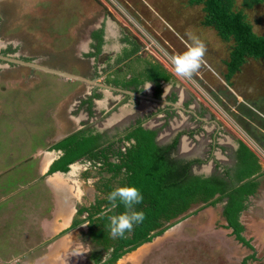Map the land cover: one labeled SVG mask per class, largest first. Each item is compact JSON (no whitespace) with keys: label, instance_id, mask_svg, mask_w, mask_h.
I'll return each instance as SVG.
<instances>
[{"label":"rangeland","instance_id":"rangeland-1","mask_svg":"<svg viewBox=\"0 0 264 264\" xmlns=\"http://www.w3.org/2000/svg\"><path fill=\"white\" fill-rule=\"evenodd\" d=\"M189 1L32 0L31 3L27 1L24 7L25 27L23 30L15 23L12 26L13 29H9L13 23L14 13L16 15L17 12L22 16L20 11L23 7L17 9L14 0H7L6 5L0 1V57H3L0 58V192L3 194L4 192L17 193L10 198L9 202L0 204V226L5 225L1 229L2 231H20L17 230L19 225L16 224L19 213L17 210L12 212L10 204L15 205V208H18L19 205L16 202L11 203L12 201L22 198V201L27 203L29 200L37 202L42 198L40 194L36 193L37 190L32 189L28 193L27 190L33 187L17 192V187H20L18 184L21 185L23 181H15L16 177H21L20 175L24 172L32 169L27 164H21L20 167L14 168L17 165L18 155L16 152H18V148L19 152L31 149L29 146L19 147V144L28 136L34 137L35 125L38 124L40 127V124L44 123L43 116L46 115V111H51L53 114L61 101L60 108L63 109L67 105L64 100L65 93L68 92L67 84L59 82L57 78L49 75L45 79L46 82L39 81L41 75H38L31 66H24V63L32 65V60L38 59V53L34 50L40 48L36 45L37 42L41 44L43 42L47 47L49 44L50 50L56 55L55 58L57 57L58 64L56 63V65L64 67L61 68L63 69L61 71L68 74L64 71L68 69L65 67L70 66L71 68L72 65L77 64L71 55V50L75 48V42L71 40L75 36L73 33L81 34L77 37L79 40L81 37L87 36L90 31L87 29L90 25L95 23L101 25L102 22L106 27V21L110 19L113 26L121 28L122 35L123 32H126L132 38H136L138 47L143 54L150 58L156 57L159 62L163 63V66H167L173 77L176 78L174 81L177 82L178 88L182 90V93H185L184 100L192 97L190 101H187L188 105L190 104V109L195 105L191 103V100L198 102L199 98L201 102L210 100L219 111H222L220 103L224 102V105L225 103L227 105L230 101L227 103L225 96L219 93L225 90L226 93L232 91L237 94L244 82L248 81L250 85H254L255 89H261L262 97L259 100L264 105V86L261 87L264 84L260 83L261 80L264 82V61L247 59L241 66L240 73L236 74L238 77L236 75L233 77V86L227 87L224 77L227 74L226 64L230 60L231 43L224 42L212 28L203 25L204 15L201 6L190 5ZM243 1L236 0L237 7L243 9L254 32L259 35L263 34L264 4L255 3L252 6H243ZM37 5H39L40 12H43H38V16L46 26V33L34 34L35 30L32 28L33 20L36 19L33 11ZM9 11L10 13L7 14ZM71 27L72 30H70ZM37 31L40 30L37 28ZM113 32L116 33V30ZM144 35L154 44L148 49H146V44L149 41L145 39ZM190 36H196L203 41L207 50L200 69L191 79H182L175 76L169 57L184 52L191 44ZM53 37L57 39H53V43L47 39ZM66 49L69 51L65 52ZM41 54L50 55L48 52ZM4 58L10 59V62L5 61ZM102 60L103 57L98 59L99 64ZM114 66L115 64L111 65V67ZM259 83L261 85H258ZM213 94L217 95V103L213 100ZM242 94L251 101L252 94H247L246 91ZM108 95L113 94L107 93ZM121 99L123 98L121 97ZM128 101L131 100L126 99L123 104L128 105ZM243 101L246 103V99ZM254 103L257 107L259 106L257 100ZM114 106L110 103L107 110L114 113ZM200 110L203 113H208L207 107H202ZM220 113L222 112H212L215 120V116ZM151 118L149 117L150 120H148L151 121ZM177 121L180 123L178 126L174 125ZM190 121L192 118L189 115L183 111H177V115L172 116L168 127L173 131V127L185 126ZM151 122L148 124L154 123V121ZM167 131L169 130L160 131V137H165ZM222 133L224 132L222 131ZM184 145H188V142L184 141ZM191 146L195 147L193 144ZM9 166L14 169H10ZM195 171H199V169L196 168ZM221 203L206 207L198 206L175 220L166 234L159 236L164 239L156 241L155 243L158 244L154 246L149 247L148 245V248L152 249L151 252L146 254L143 252L145 248L140 249L139 253L142 252L140 256H142L143 264H243V259L252 254L254 260L248 261L247 264H264V234H262L264 227L261 226L264 222V211L259 210L261 201L257 198L253 200L252 204L247 202L246 210H243L239 217V221L244 227L241 236L252 249L237 241L230 229L226 228L227 222L223 216L224 211ZM27 224H30L32 228L36 226L33 221L32 224ZM21 229L23 230V227ZM25 233L32 234L28 229ZM27 234L26 236H28ZM13 236V233L5 234L2 238L4 241L10 242ZM14 243L21 246V238L18 237L17 242ZM6 250L11 251L7 246L6 248L2 247V253L8 255ZM146 256L149 258L147 259ZM36 257L37 254L26 256L25 260L30 261ZM67 258L74 260L70 256Z\"/></svg>","mask_w":264,"mask_h":264},{"label":"flooded vegetation","instance_id":"flooded-vegetation-1","mask_svg":"<svg viewBox=\"0 0 264 264\" xmlns=\"http://www.w3.org/2000/svg\"><path fill=\"white\" fill-rule=\"evenodd\" d=\"M95 31H89L91 38ZM100 32H103L104 35V30H100ZM124 34L122 36H125V38L121 41L124 47L115 54L103 53V42H101L100 49L97 51L95 46H99V40L97 38L93 39L94 49L97 51L98 56L103 57V60L101 62L102 65L98 64L100 66L90 67L89 79L91 81L97 80L99 84L97 85L98 87L94 88L89 100H87V105L89 106V111L92 112L93 99L96 97L102 100L106 98L108 99L106 106L110 105V103L115 105L114 113L119 114L124 107L130 108V111L122 116V121L106 128H102L101 122L110 118L113 112L106 111L105 105L102 107L104 112L101 110L98 112V115H95L97 117L96 121L88 120L80 128H77L75 123L68 121L70 117L65 114L64 108H60L61 103L57 106L54 113L50 114L51 125L55 127L56 137L53 139V143L51 142L43 148L46 156L41 157V161H32L29 164L32 169L26 171V173L24 172V174L20 175L21 177H18L17 181H23L21 186L19 184V188L25 190L33 187L28 193L32 189L37 190L36 193L41 195L42 198L40 200L42 201L49 193L53 192L50 189L51 179L57 174H63L67 177H72L73 184L71 186L73 188L77 187L82 196L80 200L74 197L72 204L68 206L67 210L68 212L70 210L72 216L67 213L66 220L68 225L66 228L50 236L46 241H40L35 244L30 248L32 253H29V250L26 252L22 250L24 249L23 246L26 245L23 242V238L26 237V234H24L26 226L24 223H21L24 219L18 217L16 224L19 225L17 230L20 231H13L14 238L10 241L11 243L17 242L19 237L21 238L22 245L11 244L9 248L11 251L8 252L6 250L8 255L0 251L1 264H143L142 257L138 254L140 249L145 248L143 252L147 254L149 249L146 246L169 230V224L165 223L164 226H168V228L163 233L154 236L151 241H145L129 249L128 247H124L126 245L119 238L113 239L109 235L108 217L118 214V209L109 211L110 203L106 199L107 194L111 190L117 186H122V182L126 177V168L122 167L123 158L127 154L129 147L135 143L134 139L127 140L126 137L128 133L137 127L146 131L156 132L154 141L158 147L167 148L176 140V145L169 150L168 156L171 160L181 162L182 164L191 162L189 167L191 175L209 179L221 178L229 190L232 175L235 176L236 180L239 177L238 175L242 170V167L239 166L241 163L240 157H238L239 154H237V157H234L232 162L230 160L229 162L220 161L216 156L217 150H219L218 152H220L222 157L230 158V156H226L225 154V147L219 144V140L222 138V130L214 129L213 132H207L206 130L209 125H218V122H215V118L210 113H203L199 108L190 109V104L188 105L187 101H190L192 97L186 93L190 98L183 100L185 93H182V90L178 88V84L173 78L170 81L159 80L157 83L153 81H145L138 85L135 83L136 77H146L148 72L146 63L148 59L147 56H142L138 59L135 57V53L131 49L138 46L137 42L126 32ZM125 60L126 65L123 66V68L126 67L125 69L117 67L119 63ZM32 61L34 64V60ZM112 62L115 64L114 67H111ZM240 69L237 73H240ZM149 83L151 89L147 91L148 89H145V87ZM104 90L110 95L113 94L111 95L113 99H115V96L120 97L117 100H113L109 98V95L107 96V93H102ZM213 95V97H216V94ZM126 99L131 100L130 102L128 101V106L127 104H123ZM150 100L152 101L151 105L149 104ZM193 102L194 100H191L192 104ZM177 111L185 112V114L192 118V121L187 122L182 127H173V131H171L168 126L172 120V116L174 114L177 115ZM92 115L94 116V112H92ZM149 117H152L151 121H154L153 124H148L151 122L149 121ZM102 119L104 120L101 121ZM178 122H175L174 125L178 126L180 124ZM164 129L169 131H167V135L164 133L165 137L162 138L160 135ZM73 135L92 138V141H94L90 148L94 156L90 154L84 155L80 160L76 161L79 163V167L75 170L71 166L76 162L64 164L63 156L66 153L67 149L65 148L67 147L57 149L58 145L61 146L68 137ZM35 140L33 139L34 143L39 142L37 139ZM184 141H187L189 146L184 145ZM192 144L195 147L191 146ZM34 147L33 145V149ZM179 152L180 155H178ZM46 159L49 160L45 162ZM208 165L210 170H204ZM196 168L199 171H195ZM217 198H219L218 195ZM238 198L239 195H237ZM228 201L226 198H221L218 201L222 202L223 211ZM218 202H215L214 205ZM43 204L40 202L39 205L42 206ZM198 206L202 205H196L194 208ZM54 208L58 209V206ZM45 210H48L46 205L37 208L36 215L41 214ZM54 218L55 211L48 214L49 221L53 222ZM224 219L226 220L225 217ZM22 226L23 230L21 229ZM71 233H74V238L64 244L62 238ZM36 235L37 233H35L33 238H37ZM26 239V243H28L32 238L27 237ZM119 247H122V250L116 253L115 249ZM41 248L46 250L43 252L44 256H41L42 254L38 252ZM60 248L62 250H59ZM52 250L54 252L59 251L48 259L47 257ZM25 253H29L26 256L37 254V257L26 261ZM114 254L117 255V258L113 260ZM68 256L73 257L74 260H69ZM146 258L148 259L149 256Z\"/></svg>","mask_w":264,"mask_h":264},{"label":"crops","instance_id":"crops-1","mask_svg":"<svg viewBox=\"0 0 264 264\" xmlns=\"http://www.w3.org/2000/svg\"><path fill=\"white\" fill-rule=\"evenodd\" d=\"M4 3V5H6L7 0H0ZM31 3L32 0H14L15 4H16V8L20 9L21 7L22 10L20 11V13H22V16L18 15V13L16 12V15L14 13V19H13V23L11 25V27H9V29H13V24H17L18 27H20L21 30L24 29V7L26 2ZM28 3V4H29ZM43 13L40 12L39 9V5H37L36 7H34V11H33V15L35 14L36 19L33 20V30L34 34L35 33H46L47 31L46 26H44V24L41 22L40 17L38 16L39 13ZM9 12H7V14H9ZM46 14V13H44ZM107 25L106 27H104V24L101 22V25H99L98 23H95L93 25H90L88 27L87 30H96L94 35H92L93 37L91 38V36H89V33H87V36L85 37H81L79 40L77 39L78 35H81L79 32H74L73 36L74 38H72L71 40H74L75 42V48L72 49L71 51V55L73 56V60H75V62H77V64L72 65L71 68L69 67H65L68 68L67 70H64L66 72H68V74L74 75L79 77L81 80H71V79H64V78H60L59 76L52 74L50 72H46L44 70L45 69H51V70H63L61 68L64 67H60L57 66L56 63L57 62V57L55 58L56 55L53 54L52 50H50L51 48L44 45V43L42 42V44L40 42H37L36 45H38L40 48L37 49L38 51H43V52H38L36 49H34L36 51V53H38V59L34 60V64L36 65L34 69V71H36L38 73V75H41L39 77V81L42 80L43 82H46V77L49 76H53L55 79L57 78L59 82L65 83L67 84L68 87V92L65 93V101L67 103L66 107H64V112L67 116L70 117V119L68 120L71 123H75L77 128L82 127L81 125L84 122L89 121H96L97 117L95 115H98L99 111H103L104 109L102 107H104L105 105V109H107L108 107L107 105V100L108 99H98V97H96L95 99H93V103H92V112H94V116L92 115V112L89 111V106L87 105L89 98L91 96V94L94 91L95 87H98L97 85L99 84V82L97 80L95 81H91L89 79V72H90V67H94V66H100L98 65V59L101 58V56H98L97 51L100 49L101 46V42H103L102 44V49H103V53L107 52V53H117L118 51H120L124 45L122 39L125 38V36H122L121 33V28H119L116 25H112L110 19L109 21H106ZM73 27V26H72ZM72 27L70 28V30H72ZM37 28L40 31H37ZM75 28V27H74ZM76 29V28H75ZM100 30H104V35L103 32H100ZM109 30V31H106ZM113 30H116V33L113 32ZM108 32V33H107ZM111 33H114L113 35H110ZM125 33V32H123ZM55 34V33H54ZM125 35V34H124ZM130 36V34H128ZM132 38V36H130ZM97 38L99 40V46H95V50L94 49V42L93 39ZM49 40H51V42L53 43V39L57 40L55 37L51 38H47ZM133 40L136 41V38H132ZM103 40V41H102ZM137 42V41H136ZM183 42V41H182ZM50 43V42H49ZM137 45L139 46V44L137 43ZM42 46V47H41ZM136 46L133 47L132 52L135 53V57L138 59L142 56H147L146 54H143L140 51V47ZM69 49L65 50V52H68ZM96 51V52H95ZM44 52H48L50 55H43L41 53ZM47 56V57H45ZM113 56V55H112ZM37 58V57H36ZM135 58V60H136ZM147 63L153 65L155 62L159 63V61L156 59V57H151L147 56ZM47 60H49L47 62ZM160 66L163 67V69H165L167 71V73L171 76V78L176 79L173 77V74L170 70H168L167 66H163L162 62L159 63ZM67 65V64H65ZM111 65H114V63L112 62ZM126 65V60L119 63L117 65V67H122ZM138 67V66H137ZM139 68V67H138ZM241 68V67H240ZM86 69V70H85ZM228 73V72H227ZM135 74V73H134ZM237 74V72H235L229 79V81L225 80V84L227 87H231L233 86V77ZM33 79V77H32ZM172 80V81H173ZM261 84H264V82L261 80L260 82ZM258 85H261V84ZM236 84V83H235ZM149 84L146 85L145 89L148 87ZM236 86V85H235ZM264 85H261V87ZM259 88V87H258ZM149 89H151V85L148 88L147 91H149ZM237 94L233 93L230 89L229 91H231L230 93H226L224 92L225 90H223V92L219 93V94H223V96H225V100L226 102L229 104L224 105V102H222V111H219L216 106L214 105V103H212L210 100H207V98L205 97V99L208 101L201 102V100L198 98V102H194L193 105L194 107L192 108H202V107H207L208 108V113H210L212 115L213 113L216 112H222L219 115L217 114L216 120L215 122H218V125L213 124V125H209L206 130L207 132H213L214 129H221L224 133H221L222 138L219 140V144L221 146L225 147V154L226 156H230V158H226V157H222L220 155V152H218L219 150H217L216 152V156L217 158L220 157V161L223 162H229V160L232 162L234 157H241L242 160H245V156L244 153L242 152V147L244 146L249 153L254 157L253 159L256 161L257 165H258V172L254 173L251 177H249L247 180H239L237 178H235V176L232 175L231 178V186H230V190L233 189H237L240 186L248 183V184H255V191L253 192V194H249L247 197H245L244 201H243V210H246L245 208L247 207V202L251 203L253 202V200H256L257 198L259 199V201H261V206H260V211H264V105L262 104V102L259 100L262 96H261V89H255L254 85H250V82H244L243 86ZM247 92V94H252V99L251 101L248 100L242 93ZM108 93L106 90L102 91V93L105 94ZM242 92V93H241ZM214 96V95H213ZM118 97L120 96H115V99L117 100ZM219 97V96H218ZM62 98V97H60ZM109 98L113 99L111 96H109ZM185 99V97H183V100ZM217 99V95L216 97H213L214 102H216L215 100ZM244 99H246V103L243 101ZM70 100V101H69ZM100 100V101H98ZM256 100L258 101V107L256 106ZM61 101V100H59ZM69 102V103H68ZM62 103V101L60 102ZM59 103V104H60ZM152 101H149V104L151 105ZM217 103V102H216ZM253 103V104H252ZM203 105V106H202ZM128 106V105H127ZM57 108H55L56 110ZM78 109V110H77ZM108 111V110H106ZM130 111V108L128 109V107H124L121 109L120 113H113V115L111 116V118L107 119L104 122H101V126L102 128H106V127H110L113 124L122 121L121 119L123 118L122 116L126 113H128ZM46 115L43 116L44 118V123L40 124V127L38 124L35 125V133H34V137L32 138L31 136H28L27 139L21 141V143L19 144V147L22 146H29L31 149H28L26 152L22 151L19 152V148H18V160H17V165H15L14 168H18L20 167L21 164H27V166L33 161L38 162L39 160L41 161V157L46 156L44 153L45 151H43V148L47 146V144L49 143H53V139L56 137L55 134V127L54 125H51V119H50V114L51 111H46ZM75 112V113H74ZM89 116H91V118H89ZM89 118V119H88ZM111 119V120H110ZM223 124V125H222ZM38 125V127H37ZM40 128V129H39ZM33 139H37L39 142L37 143H32ZM28 141V142H27ZM56 141V140H55ZM33 145L35 146L33 149ZM43 152V153H42ZM49 159H46L45 162H47ZM13 167V165H11ZM9 166V168L11 167ZM73 170H75L76 168L79 167V163H74L73 164ZM208 167V166H207ZM206 167V168H207ZM14 168H10V169H14ZM209 169V168H207ZM205 169V170H207ZM247 169V166H246ZM72 175V174H70ZM239 176V175H238ZM18 180V177H16V180ZM18 182V181H17ZM18 184V183H17ZM50 189L53 191H51L52 193H49L45 198H43V200H37V202H31L29 200V202L26 203V201H22V198H20L21 200H16V201H12L11 203L16 202L19 207L15 208V205L10 204L11 206V211L14 212V210H17L19 213V217H23V221H24V225L26 226V228L24 229V231L26 232V229H28V231H31L32 234H27L28 236L23 238V242L26 244L24 247V249H22L23 251H27L29 250V253H32L30 248H32L35 244L39 243L40 241H46L47 238H49L50 236H53L54 234L60 232L62 229H65L66 226L68 225V222L66 220L67 218V213L70 214V210L68 212V206L72 204V201L74 200L73 198L76 197L78 198V200H80V197L82 196V194L80 193L79 189L77 187H72L71 184H73V180L72 177L69 176H65L63 174H57L56 176H54L51 179L50 182ZM75 184V183H74ZM19 186V184H18ZM21 186V185H20ZM32 186V185H31ZM75 186V185H73ZM17 192H21L24 189H20L19 187H17ZM29 191V190H27ZM17 193L13 192V193H6L4 192L1 193L0 192V204L2 203H6L9 202L10 198L12 196H15ZM240 198V196H239ZM228 198H226L227 200ZM40 202H42V204L48 207V210L42 212L39 215H36L37 212V208H41L42 206L39 205ZM41 206V207H40ZM58 206V209L54 208V207ZM33 208V209H32ZM35 208V209H34ZM50 208V209H49ZM55 211V218L54 221L51 222L48 219V214L52 213ZM11 213V212H10ZM242 213V212H241ZM240 213V215H241ZM239 215V217H240ZM37 216V217H36ZM70 216H72L70 214ZM60 219V220H58ZM33 223L36 225L35 227L27 223ZM239 221V220H238ZM239 223L241 224V222L239 221ZM264 223V222H263ZM261 224L262 227H264V224ZM242 225V224H241ZM5 225L2 224V226H0V247H1V251H2V247H8L10 248V245L13 244L10 242H7L6 240L4 241V239L2 238L5 234L10 235L13 233V231H9L7 230V232L2 231L1 229L4 227ZM24 226V227H25ZM23 227V226H22ZM37 231V238H33L35 233V231ZM230 232L232 233L231 229ZM34 234V235H33ZM74 233L71 234H67L66 236H64L62 238V241L64 242V244L66 242H68L70 239L74 238ZM264 234V232L262 233ZM30 237L32 238L31 241H28V243H26V238ZM43 237V238H41ZM14 238V236H13ZM44 248H41L38 252H40V254H42L41 256H44L43 252H44ZM59 250H62V248H60ZM59 250L57 251H51L50 254L48 255V259L51 258L52 256H54V254H56ZM65 250V249H64ZM46 251V250H45ZM29 253H25V256ZM32 255V254H31ZM147 257V256H146ZM1 264V263H0Z\"/></svg>","mask_w":264,"mask_h":264},{"label":"trees","instance_id":"trees-1","mask_svg":"<svg viewBox=\"0 0 264 264\" xmlns=\"http://www.w3.org/2000/svg\"><path fill=\"white\" fill-rule=\"evenodd\" d=\"M255 3L264 4V0H244L243 6H252ZM190 5L201 6L204 21L203 25L212 28L217 36L224 42L231 43L230 60L226 64L227 74L225 80L237 72L247 59H260L264 61V33L256 34L252 24L247 20L243 9L237 7L236 0H190ZM148 67L146 77H136L135 83L142 84L145 81L158 82L170 81L172 78L158 63L153 65L146 63ZM138 76V75H137ZM156 132L135 128L128 133L126 139H134L123 158L122 167L126 168V177L122 185H132L140 190L143 200L135 205V210L143 211L145 218L142 223L134 225L131 231H127L120 241L130 248L140 243L151 241L168 228L178 218L186 215L196 205L212 206L221 198H228L223 216L226 218V228L231 229L237 241L252 249L241 236L244 227L239 223V215L243 211V201L249 194L255 191V184H244L237 189L229 190L221 178L209 179L191 175L189 167L191 162L182 164L171 160L169 150L174 148L176 140L167 148L158 147L155 144ZM92 138L73 135L66 139L57 149L65 147L64 164H72L86 154L94 156L91 144ZM64 149V150H65ZM245 160L240 157L239 180H247L258 172V165L254 157L243 146ZM247 166V169H246ZM217 195L219 198L216 199ZM237 195L240 198L237 199ZM118 214L125 211L123 205L117 207ZM122 246V245H121ZM122 247L115 249L121 251ZM117 258L114 254L113 260ZM254 260V255L243 259V264Z\"/></svg>","mask_w":264,"mask_h":264},{"label":"clouds","instance_id":"clouds-1","mask_svg":"<svg viewBox=\"0 0 264 264\" xmlns=\"http://www.w3.org/2000/svg\"><path fill=\"white\" fill-rule=\"evenodd\" d=\"M191 44L182 53L170 56V64L176 77L191 79L200 69L206 53V45L196 36H190ZM150 87V83L146 89ZM106 199L110 203L109 211L123 205L125 211L108 217V231L111 238H122L134 225L143 222V211L135 210V205L142 202L143 196L138 188L132 185L117 186L111 190Z\"/></svg>","mask_w":264,"mask_h":264},{"label":"water","instance_id":"water-1","mask_svg":"<svg viewBox=\"0 0 264 264\" xmlns=\"http://www.w3.org/2000/svg\"><path fill=\"white\" fill-rule=\"evenodd\" d=\"M0 58H3V57L1 56ZM4 60H5V61L7 60V62H10V59H6V58H4ZM22 63H24V62H22ZM24 66H31L32 68H35V67H36L35 64L28 65V64H26V63H24ZM44 70H45L46 72H50V73H52V74H55V75L59 76L60 78L71 79V80H81V79H80L79 77H77V76H74V75H71V74H67V73H64V72L59 71V70H51V69H45V68H44ZM73 167H74V166L72 165L71 168H73ZM163 234L165 235L166 232L163 233ZM161 239H164V238L158 237L157 239L153 240V242L149 245V247H150V246H154L155 244H158V243H155V242H156V241H159V240H161ZM146 247L148 248V245H147ZM148 249H149V251L151 250V248H148ZM138 254L141 255L142 252H141V254H140V253H138ZM140 257H142V256H140Z\"/></svg>","mask_w":264,"mask_h":264},{"label":"built area","instance_id":"built-area-1","mask_svg":"<svg viewBox=\"0 0 264 264\" xmlns=\"http://www.w3.org/2000/svg\"><path fill=\"white\" fill-rule=\"evenodd\" d=\"M144 37H145V39H147L149 41L148 44H146V47H147L146 49H148L149 47H152L154 45L153 42H151V40H149V38L146 35H144Z\"/></svg>","mask_w":264,"mask_h":264}]
</instances>
